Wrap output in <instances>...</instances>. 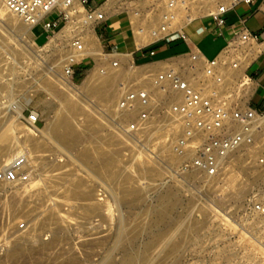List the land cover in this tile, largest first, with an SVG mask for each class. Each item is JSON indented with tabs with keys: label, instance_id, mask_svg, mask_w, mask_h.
Returning <instances> with one entry per match:
<instances>
[{
	"label": "rangeland",
	"instance_id": "374dc122",
	"mask_svg": "<svg viewBox=\"0 0 264 264\" xmlns=\"http://www.w3.org/2000/svg\"><path fill=\"white\" fill-rule=\"evenodd\" d=\"M103 1L105 0H93L91 4L99 5ZM114 16L123 20L128 17L127 12ZM199 23L194 20L186 27L189 38L197 40L196 29ZM96 30L99 41L104 45L103 26H97ZM20 34L13 24L0 15V131L5 130L6 133L17 136L21 142L19 152L7 150L0 155V181L4 184L0 188V199L14 190L26 188L25 178L28 175L33 180L30 194L15 209L11 220L6 219L8 207L0 205L1 239V235H7L8 240L12 239L16 228L21 232L28 231L41 214L56 207L62 213L69 211L74 214L43 230V238L48 241L53 233L63 234L67 241L65 248L71 252L69 264H102L104 259L106 264H264L258 254L252 253L253 248H250L249 240L245 237V233L248 234L249 231L256 233L260 230V221L253 227H244L242 224V219L251 217V199L264 189V147L252 148V155L245 159L247 166L243 164L244 158L239 161L236 158L235 168L242 175L246 176L247 171L254 168L259 170H256V177L251 178L254 189L249 190L238 201L228 200L219 190L214 189L217 183H221L217 177L205 180L198 173H189L186 160L174 165L168 160L160 159L161 172L152 175L140 174L132 155L137 146L142 145L143 137L140 140L128 136L129 142L115 149L116 180L111 181L107 177L93 180L89 170L83 165L85 160L77 156L86 147L106 150L105 139H108L111 127L115 125L122 128L124 124L119 116L113 115L102 106L97 96L82 94L83 110L100 116L105 122L102 134L91 135L90 140H85V136L81 134L72 135L69 137L71 139L65 142L67 149H63L52 136L32 130V124L28 120L17 116L16 106L25 104V96L34 93L32 100L25 105L23 113L29 117L33 110H37L40 118L35 124L44 127L60 105L57 97L42 86L47 74L46 68L51 64L54 54L65 48L64 42L67 38L76 33L62 35L61 39L55 36V32L44 31L38 25L28 33ZM126 35L129 37L127 48H131L133 42L128 28ZM22 38L34 42L37 48H32ZM51 38L54 39L50 41ZM184 48L185 45L178 42L154 56H149V59L164 58ZM139 61L144 59L140 58ZM91 65L90 59H83L74 64L73 79L76 83L83 81ZM78 72L80 76L77 75ZM86 113L79 112L76 119L80 123L84 122ZM28 141L37 146L29 150ZM90 153L92 154V151ZM28 154L37 157L39 161L21 169L14 177L11 170L20 168ZM53 162L61 164L63 168L56 171L53 179L47 180L42 172ZM138 178L144 182L143 191L145 190L146 195L134 201H126L123 197V187ZM75 179L87 181L94 199V205L88 210L87 220H83L78 213L81 209L76 196L61 198V192L68 189ZM167 189L179 194V200L171 213L178 221L172 223L170 217L160 223L163 238L147 243L149 229H143L151 216L150 206L157 202L155 198L158 193H164ZM24 224H27L28 228L22 231L20 227ZM167 228L169 230L166 232ZM173 233L177 239V247L173 253H165V242ZM136 234L139 235L137 241ZM125 247L137 254L134 262L123 260ZM3 249L0 248V253H3Z\"/></svg>",
	"mask_w": 264,
	"mask_h": 264
},
{
	"label": "built area",
	"instance_id": "2783aa9c",
	"mask_svg": "<svg viewBox=\"0 0 264 264\" xmlns=\"http://www.w3.org/2000/svg\"><path fill=\"white\" fill-rule=\"evenodd\" d=\"M252 1L109 0L105 5V0L92 5L90 0H1L32 28L40 25L47 32L60 30L72 17L81 20L70 46L83 55L65 67L72 80L76 62L90 59V71L97 63L95 48L86 43L82 26L92 24L100 40L96 27L104 28L111 17L127 12L124 20L134 49L102 44L103 63L97 65L101 79L107 83L109 96L128 114L124 128L132 137L140 139L154 132L148 146L151 155H176L187 161V169L205 180L264 134V106L252 104L258 83L247 72L254 58L264 52V36L242 24L213 54L190 47L164 58L139 61L137 52L154 56L155 49L150 47L156 42L187 39L185 27L197 19L214 22V37L225 35L230 25L224 14L242 2ZM204 28L200 26L197 31L201 33ZM29 117L36 123L40 114L32 112ZM249 213L262 217L258 219L260 230L249 231L245 237L252 253L264 262V189L251 199ZM27 228L24 224L20 230Z\"/></svg>",
	"mask_w": 264,
	"mask_h": 264
},
{
	"label": "bare ground",
	"instance_id": "6f19581e",
	"mask_svg": "<svg viewBox=\"0 0 264 264\" xmlns=\"http://www.w3.org/2000/svg\"><path fill=\"white\" fill-rule=\"evenodd\" d=\"M111 2V1H110ZM109 0L105 5L110 3ZM0 15L6 19L9 23L21 32L20 35H24L31 30L32 24L26 23L23 18L7 8H5L0 0ZM80 19L71 18L64 26L55 32V36L61 38L62 35H67L75 32L78 26L81 24L78 22ZM84 33V39L86 43L92 45L95 48V58L96 66L88 72L83 81L79 84L76 83L71 77L66 73L65 67L72 60H75L83 55L82 51H78L73 46H70L71 38H67L64 42V49L54 54L51 59V64L46 68V77L43 81V88L47 89L59 100V107L55 113L49 117L44 127H38L30 117H26L23 113L25 105L28 104L34 93H28L25 96V104H20L16 106L17 116H22L27 119L32 124V130L36 132H45L49 136H52L53 140L58 143V145L65 149V142L71 139L72 135H84L85 140H90L91 135L102 134L105 126V122L98 115L89 113L83 110V99L82 94L87 96H97L99 102L102 106L112 113L113 115L119 116L120 121L125 125L129 119L127 113L122 111L115 98H111L108 93L107 83L103 82L101 79V74L98 72L97 65L103 63V58L100 54L102 50V44L99 41L96 33L93 30L92 24H87L82 26V31ZM74 36V35H73ZM54 39V38H53ZM52 38L50 41L53 40ZM63 39V38H61ZM22 40H26L23 39ZM32 48H37V45L26 40ZM84 111L86 113V119L84 122L80 123L76 116L79 112ZM33 113H39L37 110H33ZM109 137L106 140L107 148L106 150H98L92 146V149L86 147L80 151L77 156L81 160H85L83 165L87 167L91 174V179L104 178L116 180V159H115V149L129 142V134L124 126L122 128L119 126H112L109 131ZM138 135H141L143 131H139ZM143 137L142 145L137 146L135 152H133V160L139 168L140 174H157L161 172V165H159V160H168L171 164L176 162H183L176 155L164 154L161 157L153 156L148 150L150 140L153 141V134ZM90 138V139H89ZM28 140V138H27ZM101 140V139H100ZM21 142L17 136L6 133L5 130L0 131V155L11 150L13 152H19L21 149ZM29 150L36 147L37 144L27 143ZM255 146L264 147V134L261 137L255 139L252 145H246V151L244 153L240 152L234 155L231 159L227 160L218 170L216 175L212 178L217 177L221 183H217L214 187L215 190H219L220 194L226 199H234L238 201L242 198L249 190L254 189L253 181L251 178H255L259 171L257 168L247 171V175L244 176L239 173L236 168V158L239 161L243 160V164L246 165L245 159L252 155V148ZM67 149V148H66ZM92 151V154L90 153ZM167 155V156H166ZM90 157V158H89ZM39 160L37 157H32L27 155L26 159L23 161L20 168H14L11 173L14 177L23 168H28L36 164ZM237 161V162H238ZM57 162V161H56ZM247 166V165H246ZM63 168L59 163H51L49 166L43 169V176L47 180L53 179L54 174L58 169ZM252 168V167H251ZM257 170V172H256ZM189 173L196 174L197 172L189 169ZM20 178V177H19ZM211 178V179H212ZM26 188L8 194L5 198L0 199V205L3 207H8L6 212L7 220L15 215V209L21 204V201L30 194L31 185L33 180L31 176L26 178ZM24 179V180H25ZM18 180V179H17ZM19 179L18 181H20ZM82 179H75L71 182V186L61 192V198L67 197L69 195H74L79 199L80 211L78 212L82 216L83 220H87V215L89 214V209L94 205V199L91 195V189L89 184ZM4 184L0 181V188ZM144 182L138 178L132 181L131 184L123 187V197L126 201L137 200L138 198L146 195L143 191ZM156 203H152L150 206L151 216L146 221L144 226V231L148 228L149 234L146 242L152 243L159 241L163 237V229L160 228L159 224L171 217L172 223H177L178 219L172 217L171 213L175 204L179 200V194L174 190L167 189L164 193H158ZM207 210V209H206ZM73 212H61V210L56 207L51 208L48 212L41 214V216L35 220L32 225H30L29 230L26 232H21L19 229L13 233V238L8 240L7 235H1L0 238V248L3 247V253H0V264H69V258L71 257V252L67 251L65 248L66 238L63 234L53 233L50 240L45 241L43 238L44 231L46 228L52 227L54 224L62 221L63 219L70 218ZM207 216V215H206ZM258 217V218H257ZM253 216L242 219V224L244 227H253L258 219H262L259 216ZM179 223V222H178ZM147 227V228H146ZM142 230V229H141ZM169 230L167 228L166 232ZM139 232V231H138ZM173 236V237H172ZM171 238L165 242L163 252L173 253L177 247V239L172 234ZM137 241L139 235H135ZM8 240V241H7ZM137 254L133 252L132 249L128 247L124 248L123 260L126 262H134L137 259ZM107 261L104 259L102 264H106Z\"/></svg>",
	"mask_w": 264,
	"mask_h": 264
},
{
	"label": "crops",
	"instance_id": "0c3cea01",
	"mask_svg": "<svg viewBox=\"0 0 264 264\" xmlns=\"http://www.w3.org/2000/svg\"><path fill=\"white\" fill-rule=\"evenodd\" d=\"M91 1L93 2V0H90V2ZM224 17L227 24L230 25L228 30H226L225 35L214 37L212 34L214 22L209 18L197 19L200 22L198 27L205 26L201 33L196 31L198 35L197 40H193L187 35V39L178 38L170 41L169 43L160 41L153 44L150 48L155 49L154 55H156L163 49H167L175 43L182 42L185 45V48L180 52L192 47L202 49L207 54H213L224 45L229 34H231L235 28L241 26L242 24L248 26L253 32L259 34L261 37L264 36V0L242 2L234 9L227 11L224 14ZM231 25H233L234 28L231 27ZM124 26H126V28H124ZM127 28L129 29L125 20L117 18L116 16L111 17L103 28L105 31V35L102 34L104 36V43L115 49L133 50L134 45L131 48H127V42L129 39V37L126 35ZM130 39L133 42L132 36ZM177 53H173L171 55ZM137 56H139L141 59H144V61L150 60L148 55H142L141 52H137ZM247 72L258 83L255 88V93L252 97V104L258 108H262L264 106V95H262L264 93V52L259 53L254 58V60L247 67Z\"/></svg>",
	"mask_w": 264,
	"mask_h": 264
},
{
	"label": "trees",
	"instance_id": "16d2710c",
	"mask_svg": "<svg viewBox=\"0 0 264 264\" xmlns=\"http://www.w3.org/2000/svg\"><path fill=\"white\" fill-rule=\"evenodd\" d=\"M77 75L80 76L81 75L80 72H78Z\"/></svg>",
	"mask_w": 264,
	"mask_h": 264
}]
</instances>
